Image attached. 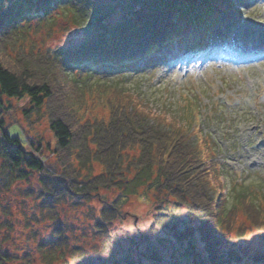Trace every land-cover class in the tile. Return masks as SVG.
<instances>
[{
  "label": "trees",
  "instance_id": "obj_1",
  "mask_svg": "<svg viewBox=\"0 0 264 264\" xmlns=\"http://www.w3.org/2000/svg\"><path fill=\"white\" fill-rule=\"evenodd\" d=\"M62 1L0 0V190L27 182L37 173L45 205L67 196L81 195L89 200L99 196L104 205L95 223L100 228L121 216L119 207L108 203L100 189L121 191L126 196L144 191L151 193L157 230L172 237L169 240L175 242V250L186 262L264 264V208L258 200L264 204V181H251L253 192L246 178L237 181L230 167L216 160V142L200 127L196 129L204 114L200 113L201 98L195 93L187 94L181 107H174L168 95L160 97L166 108L157 110L146 94L126 85L123 75L136 72L133 64L137 59L123 56L124 50L141 44L146 32L152 33L149 56L165 42L180 38L184 30L190 32V27L204 34L217 19V8L224 10L229 3L117 0L106 11L107 16L116 12L121 2L128 10L122 15V28L113 33L106 30L104 22H98L96 28L104 33V41H94L100 36L98 31L93 40L80 45L45 48L28 32L33 19L46 18L59 7L83 18L91 15ZM171 21L178 28L171 29L167 41L158 43L155 37ZM122 32H127L125 40L118 35ZM108 74L120 77L111 79ZM4 96L16 101L29 99L24 114L30 125L42 116L48 118L55 138L53 146L47 144L56 159L52 170L6 128L4 114L12 106H5ZM30 142L35 151L43 149V143ZM216 170L236 180L226 188L229 200L215 194L212 177ZM250 176L252 173L244 177ZM54 235L57 241L65 238L60 228ZM255 240L262 244L255 246ZM42 251L46 259L55 258L51 249Z\"/></svg>",
  "mask_w": 264,
  "mask_h": 264
},
{
  "label": "rangeland",
  "instance_id": "obj_2",
  "mask_svg": "<svg viewBox=\"0 0 264 264\" xmlns=\"http://www.w3.org/2000/svg\"><path fill=\"white\" fill-rule=\"evenodd\" d=\"M114 1L117 0H63L65 4L91 12L90 17L83 18L67 7H59L53 9L46 18L33 19L28 32L32 40L45 48L80 45L86 40H93L92 37L100 31L97 29L100 24L98 22H104L106 30L112 33L122 28L120 22L128 5L123 7L121 2L116 12L112 10L107 16L106 11L114 5ZM224 1L231 6H224V10L217 8V21L210 23L208 30L212 32L213 40H216L214 45L219 42V38H223L222 44L219 42L218 52L205 55L204 59L201 56L198 60L184 57L169 63L170 53L160 49L159 58L168 59L141 69L140 72H124L123 75L128 82L126 85L146 94L157 110L166 108L160 103V97L170 96L174 107L186 103L187 94L195 93L200 97V113L211 118L202 119L196 129L200 127L203 133L216 142L219 149L216 160L228 164L237 175V181L246 178L245 182L250 184L254 180L264 181V62L249 66L245 65L248 63L237 65L239 60L249 59L239 58L245 56L238 52L247 49L245 46L248 41L239 34L254 38L251 42L255 45L260 35L258 30L264 27V0ZM93 12L101 14L94 17ZM177 26L172 21L167 23V28L173 30ZM168 31L170 29L163 33L167 34ZM99 33L100 36L94 40L97 43L106 39L103 32ZM126 33L118 34L120 40L126 39ZM151 35V32H146L141 40L143 47L131 48L123 56H135L137 52L143 51L150 44ZM156 39L165 38L160 35ZM227 45L233 52V58L228 63L224 56ZM249 49L243 54H247ZM259 50H264V45H260ZM214 55L215 59H212ZM205 59L210 61L206 65L202 64ZM143 60L137 62L138 66H144L146 62ZM180 61L183 62L180 64ZM107 77L117 80L120 76L112 77L108 74ZM3 101L5 106H12L7 107L9 109L4 114L6 128L12 136L20 138L27 150L35 151L30 144L32 139L36 143H43L41 152L35 153L44 156L52 170L56 159L48 151L47 144L53 146L55 138L49 128L48 118L42 116L38 122L30 125L24 114V110L29 107L28 98L16 101L4 96ZM220 103L225 107L222 108ZM197 138L196 134L194 139ZM216 172L212 177L215 194H222L229 200L231 194L226 192V188L236 180L233 175L225 177L223 172ZM251 173L249 178L244 177V174ZM40 187L39 176L34 173L29 181L0 190V254L4 257L0 264H116L118 261L122 264H190L180 258L175 250V242L171 241L172 237L157 230L151 193L139 191L135 195L126 196L121 191L100 189L99 193L104 199L121 210V216L100 228L95 223L104 205L99 196L90 200L81 195L67 196L45 205L39 195ZM250 189L254 192L252 187ZM248 193L251 194L250 191ZM258 200L264 208L261 199ZM57 228L65 236L61 241L54 239ZM261 244V241L255 240V246ZM46 248L55 253L54 259H46L42 251ZM129 258L133 260L132 263L126 262Z\"/></svg>",
  "mask_w": 264,
  "mask_h": 264
},
{
  "label": "bare ground",
  "instance_id": "obj_3",
  "mask_svg": "<svg viewBox=\"0 0 264 264\" xmlns=\"http://www.w3.org/2000/svg\"><path fill=\"white\" fill-rule=\"evenodd\" d=\"M260 30H258V34H260V35H259L258 38H256V43H254L255 45H252L253 43L251 42V40H253L254 38H250L249 36H246V35L243 36L241 33L239 34L243 38L248 39V41L246 42V46L245 47L247 49H249L250 46H252V47L249 49V52L247 54H243L247 49L246 50L242 49L240 52H238V54H242V55H245L247 57H251L253 53H255L257 50H259L260 45L261 46L264 45V27H263V29H260ZM240 39H242V38L240 37ZM258 43H260V45ZM225 50H226L224 52L225 56L226 57H232V53L233 52H231L229 50V47L227 49H225ZM260 55H262V57H264V54H260ZM188 62H190V61H188Z\"/></svg>",
  "mask_w": 264,
  "mask_h": 264
}]
</instances>
